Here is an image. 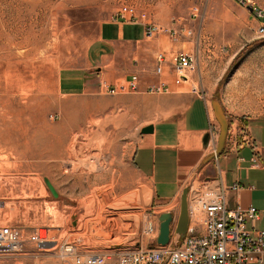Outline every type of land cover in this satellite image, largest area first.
<instances>
[{"label": "rangeland", "instance_id": "obj_1", "mask_svg": "<svg viewBox=\"0 0 264 264\" xmlns=\"http://www.w3.org/2000/svg\"><path fill=\"white\" fill-rule=\"evenodd\" d=\"M123 5L134 6L141 22L179 20L180 29H192L179 40L189 42L198 68L180 90L202 91L205 66L218 74L220 53L233 55L219 82L227 120L264 113V0H0V219L25 233L45 227L81 250L152 247L167 208L130 162L141 120L163 116L140 115L128 90L104 89L92 99L57 92L60 69L84 62L100 25ZM157 102L170 103L155 96L146 105ZM114 203L121 205L106 209ZM179 211L180 200L176 218ZM112 213L124 215L101 223ZM0 264L71 260L28 243Z\"/></svg>", "mask_w": 264, "mask_h": 264}, {"label": "crops", "instance_id": "obj_2", "mask_svg": "<svg viewBox=\"0 0 264 264\" xmlns=\"http://www.w3.org/2000/svg\"><path fill=\"white\" fill-rule=\"evenodd\" d=\"M188 43L175 41L164 33L148 37L142 23L112 17L100 25L96 38L88 44L84 62L60 69L57 92L66 99H92L104 89L129 84L136 75L137 89L129 91L135 111L140 115L163 117L141 120L130 162L150 181L160 202L167 206L166 211L176 216L175 206L185 185L207 177L218 178L220 169L225 185H239L238 190L227 191V206H254L261 214L256 227L264 229V113L232 119L237 120L238 126L252 138L254 146L241 141L237 146H231L228 130L223 150L214 155L212 134L216 130L219 133V123L213 101L220 102L228 119L219 82L233 55L228 58L220 53L222 63L223 60L225 63L218 74L211 75V67L205 66L202 91L198 86L197 90L193 86L190 90H180L184 85L177 79L170 57L180 49L192 53ZM161 53L166 56V61L160 64L162 71L157 74V56ZM191 75L189 78L194 81ZM159 83L168 90L147 92L148 86ZM155 96L170 103L157 102L152 107L147 106V101ZM228 124L230 126L229 120ZM147 125H152L153 131L141 133ZM253 155L257 157L256 164L251 162Z\"/></svg>", "mask_w": 264, "mask_h": 264}, {"label": "built area", "instance_id": "obj_3", "mask_svg": "<svg viewBox=\"0 0 264 264\" xmlns=\"http://www.w3.org/2000/svg\"><path fill=\"white\" fill-rule=\"evenodd\" d=\"M117 18L131 23H142L148 37L164 33L178 41L179 38H190L193 35L191 28L178 27L179 20H173L171 26L158 22H141L136 8L132 5H123ZM259 31L263 32L264 27L261 26ZM170 58L177 79L183 83L188 82L189 76L198 68L195 54L180 49ZM165 61L166 56L163 53L157 56V74L161 73L160 64ZM137 80L134 75L129 84L107 88L105 91L116 94L119 91L136 90ZM193 88L198 89L197 86ZM167 90L168 87L163 83L152 84L147 88L150 93ZM229 132L231 146H237L240 141L254 146V141L238 126L237 120L230 122ZM238 135L241 137L237 138ZM212 136L216 141L217 130ZM251 162L256 164L255 155ZM218 172V178L207 177L197 185L190 183L186 234L183 238L174 239L172 231L170 243L167 245L156 243L152 247H142L113 244L102 250H81L75 243L54 239L45 227H33L30 232L25 233L20 226L0 219V258L25 253V247L29 243L54 249L56 256L69 258L71 264H264V229L256 227L261 214L254 206L228 207L226 193L229 190H238L239 185H225L220 169Z\"/></svg>", "mask_w": 264, "mask_h": 264}, {"label": "water", "instance_id": "obj_4", "mask_svg": "<svg viewBox=\"0 0 264 264\" xmlns=\"http://www.w3.org/2000/svg\"><path fill=\"white\" fill-rule=\"evenodd\" d=\"M213 108L215 117L219 123V133L217 139V149L214 155L219 154L224 146L228 136L229 124L226 117V114L221 107V104L218 100L213 101ZM153 131L152 125H147L141 129V133L147 134ZM46 183L54 196H57V193L51 183L46 179ZM190 189V183H187L182 189L180 196V211L178 217L175 219V216L171 212H163L159 214V230L158 236L156 238V243L159 245H167L170 243L171 234L173 231L174 239L183 238L186 234L189 216H188V193ZM176 221L175 226H173Z\"/></svg>", "mask_w": 264, "mask_h": 264}, {"label": "bare ground", "instance_id": "obj_5", "mask_svg": "<svg viewBox=\"0 0 264 264\" xmlns=\"http://www.w3.org/2000/svg\"><path fill=\"white\" fill-rule=\"evenodd\" d=\"M64 150V149H63ZM63 154V153H62ZM77 166V165H76ZM71 170L73 171L74 170V168H71ZM120 203H114L113 205H109V206H107L106 207V209L108 208V209H112L113 208V206H117V205H119ZM121 205V204H120ZM118 207V206H117ZM119 208V207H118ZM124 214H121V213H112V214H110V215H108V216H101L100 217V221H101V223H102V221H110V220H113V219H118V218H122V216H123ZM115 222V221H114ZM113 224V223H112ZM116 224V223H115Z\"/></svg>", "mask_w": 264, "mask_h": 264}]
</instances>
